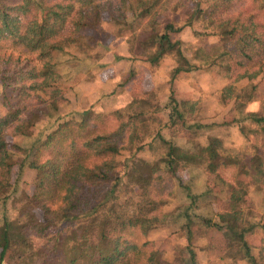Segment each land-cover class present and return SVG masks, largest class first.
I'll return each instance as SVG.
<instances>
[{"label": "trees", "instance_id": "obj_1", "mask_svg": "<svg viewBox=\"0 0 264 264\" xmlns=\"http://www.w3.org/2000/svg\"><path fill=\"white\" fill-rule=\"evenodd\" d=\"M170 9L188 19L180 26L165 21ZM186 27L195 38L216 41L191 57V47L176 37ZM6 39L35 53L41 67L16 61L0 68V264H131L138 247L128 234L164 228L185 243L173 247L172 261L165 259L166 240L149 243L144 264H202L199 252L206 264H264V222L245 205L251 193L264 191V113L244 109L264 79V0H0V41ZM117 39L124 54L112 57L131 64L117 89L132 79L136 62L157 69L177 58L163 84L164 105L160 88L120 107L99 104L17 147L22 153L14 157L7 136H30L36 122L56 119L68 103L61 66L99 62ZM214 71L229 83L190 99L175 97L177 81ZM205 98L226 109L220 122L206 121ZM232 129L242 144L222 134ZM24 169L35 172L31 194L19 186ZM181 172L194 181L215 180L196 195ZM165 178L187 191L185 209L163 212ZM222 194L226 204L214 217L192 211ZM213 233L225 245L216 259L209 256ZM253 234L258 244L250 242Z\"/></svg>", "mask_w": 264, "mask_h": 264}, {"label": "rangeland", "instance_id": "obj_2", "mask_svg": "<svg viewBox=\"0 0 264 264\" xmlns=\"http://www.w3.org/2000/svg\"><path fill=\"white\" fill-rule=\"evenodd\" d=\"M175 1V0H174ZM239 3L233 7L235 10L239 9ZM206 3L202 1V7H205ZM202 14L200 17H204ZM165 21H172L176 26H180L184 23L185 19H188L187 14H178L175 10L170 9L164 15ZM194 28L202 29L200 22L193 23ZM178 39L182 40L184 43L191 47V57H194L197 53L203 52L204 49H208L216 39L214 37H200L195 38L192 35L190 27H186L176 36ZM120 52L124 54V48L122 46V40H115L110 44L109 50L104 53L102 52L103 59L99 62H94L90 60L84 61L82 64L78 63L75 67L69 65L61 66L60 73L61 79L60 83L64 89V93L68 99V103L60 106L59 113L55 118L45 119L36 122L35 126L31 128L30 136H17L12 135L7 136V141L11 143L10 152L14 154V157H19L22 153L17 149H24L30 146V144L38 137H44L49 132H51L57 123H62L67 121L69 115L85 112L86 110L97 107L99 104H109L111 101L112 107H120L126 102L131 101L133 98L140 97L145 91H150L152 89L160 88V93L156 94L159 98V102L164 105L166 102L164 89V82L167 79L169 70L177 65V58L171 57L164 61V63L157 69H151L149 66L142 62H136L134 66V74L132 79L126 84L124 89H117L118 85L121 84L127 77L128 71L131 68L127 60L115 61L112 57L113 53ZM20 62L23 65L27 64L34 67H41L40 61L37 59L35 53H28L21 45L13 42V40H3L0 41V68L6 67L9 62ZM229 81L224 79L223 76L217 74L215 71L209 74L203 73H192L186 76V78L181 79L176 82L174 86L175 97L179 100L190 99L195 96L204 95L206 93H213L221 89L223 86L228 84ZM121 91L120 95H115L113 91ZM208 96V95H207ZM209 98V97H208ZM204 100L210 109L206 112V121L210 122H220L221 115L226 112V109H219L216 107L215 100L207 99ZM245 111L249 112H262L264 113V79L260 80L258 83V88L251 102L246 104L244 107ZM167 111L164 110L160 113V117L165 120ZM207 122V123H208ZM106 126L112 128L115 125L114 119L108 117L106 121ZM227 138L232 134V139L237 144H242V141L236 132L232 129L230 132H222ZM156 151L158 153L163 152V148L159 142H156ZM242 146V145H241ZM12 154V155H13ZM142 157H147L146 152L140 154ZM18 170L17 167L14 168L12 180L17 177ZM186 172L180 173V178L185 187L189 188L192 194H201L206 188L211 187L215 179H209L206 182L199 180H191ZM35 176V172L32 170L24 169L22 172L19 186L25 190L28 194L33 191L32 180ZM224 177L227 174H223ZM165 189L164 194L167 197V203L164 208L165 213H176L182 209H185L190 203L187 199V191H185L177 181L172 178H165ZM218 196V194H216ZM226 196L221 195V199L215 203H207L209 199L200 200L196 205L198 207L192 211L196 215L214 217V214L222 210L226 204ZM246 208L252 211V217L257 222H264V191L261 193H251L245 202ZM2 211L0 207V223L2 217ZM13 213L10 214L12 216ZM130 241L134 242L138 251L131 255L133 258L131 264H144L146 256L150 250L149 243L161 238V240H166L167 251L165 253V259L167 261H172V250L173 247L182 246L185 241L181 238L168 237V230L162 229L155 233L149 234L147 236L142 235L137 230H133L128 234ZM259 236L253 234L250 238V242L253 244L259 243ZM165 243V244H166ZM197 247H200L203 242H194ZM210 253L209 256L212 259H216L218 255L224 250V240L221 236L213 233L210 235ZM200 261L202 264H206L207 258L202 254L198 253ZM203 255V257H202ZM61 260V258H60Z\"/></svg>", "mask_w": 264, "mask_h": 264}]
</instances>
